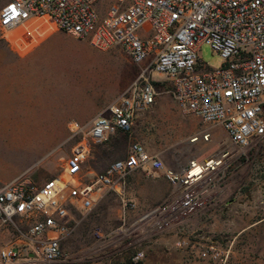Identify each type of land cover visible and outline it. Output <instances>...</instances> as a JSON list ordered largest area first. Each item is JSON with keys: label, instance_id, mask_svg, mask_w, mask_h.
<instances>
[{"label": "built area", "instance_id": "obj_1", "mask_svg": "<svg viewBox=\"0 0 264 264\" xmlns=\"http://www.w3.org/2000/svg\"><path fill=\"white\" fill-rule=\"evenodd\" d=\"M96 2L5 0L0 7V27L19 46H32L50 30L61 29L98 48L119 45L138 65L134 79L101 112L88 122L68 123L76 139L59 173L37 181L25 170L0 186V222L12 229L0 246V258L10 264L69 260L62 240L73 227L74 211L91 208L103 189L118 195L124 212L134 208L127 176L136 168L160 170L175 187L136 219L148 231L175 225L182 229L184 219L206 203L208 185L226 163V149L192 156L177 169L133 140L125 155L103 170L86 164L94 144L119 130L130 131L154 102L156 73L169 81L181 112L222 124L228 137L243 147L264 137V0H113L103 15ZM202 42L220 53L219 66L200 57ZM209 135L195 133L189 141ZM174 245L219 264L230 255L229 244L196 227L181 230ZM142 254L136 251L132 260Z\"/></svg>", "mask_w": 264, "mask_h": 264}, {"label": "rangeland", "instance_id": "obj_2", "mask_svg": "<svg viewBox=\"0 0 264 264\" xmlns=\"http://www.w3.org/2000/svg\"><path fill=\"white\" fill-rule=\"evenodd\" d=\"M4 1L0 0V7ZM112 1L97 0L95 5L101 15L106 12ZM54 30L62 31L52 35V38L58 39L60 43L80 47L91 60L102 59L104 52L91 45L86 38L71 35L61 29L50 30L44 36ZM198 53L210 66L216 67L222 63L220 53L214 51L207 42L200 44ZM110 66L115 81L126 80V84L134 79L138 71V65L128 59L116 60ZM80 79L81 76L74 78L75 81ZM154 81L158 95L169 93V81L163 74H154ZM177 112L179 114L173 110L161 111L151 107L139 123L135 122L130 131L121 132L110 140V144H113L112 150L120 152V155L113 159L108 157V147L103 145L109 141L107 139L103 143L95 144L102 145L96 157L92 156L95 145L92 146L86 164L96 170H103L112 160L123 156L133 140L142 142L150 152L161 157L166 165H178L199 151L213 152L211 137L209 140L189 141V135L195 128L200 127L201 123H195L193 128L189 129L181 127L179 117L182 113L178 110ZM9 119L13 131L0 134L2 137L0 142L3 145L0 147V181L18 166L32 173L37 181H43L59 173L76 139L68 125L64 131L38 132L30 131V123L24 118ZM225 136L224 143L228 151L226 163L208 185L207 192H211L209 199L184 219V228L180 229L175 225L161 231H148L145 223L139 224L136 221L142 214L136 207L137 204L124 212L118 195L111 190L103 189L102 197L91 208L74 211L73 227L62 240V246L71 254V258L53 264H123L128 258L132 259L138 250L143 252L138 260L140 264H190L186 258L187 251L174 245V240L180 235L181 230H191L194 227L207 229L209 223L213 222V231L216 233L225 231L227 237L232 236L236 231L234 225L230 224L226 229L222 227L228 217L224 207L230 204L249 205L252 192H264V137L254 138L248 146L243 147L233 142L226 133ZM17 146H23L26 152H30L29 160L16 158L14 151ZM139 177V186L132 189L128 185L127 191L131 196V192H149L147 191L149 179L167 180L160 170L152 173L140 171ZM138 188H141V191H137ZM216 192L230 193L222 197L218 196L219 193L216 195ZM241 192L245 193L243 197H236V194ZM9 231L11 234L12 229Z\"/></svg>", "mask_w": 264, "mask_h": 264}, {"label": "crops", "instance_id": "obj_3", "mask_svg": "<svg viewBox=\"0 0 264 264\" xmlns=\"http://www.w3.org/2000/svg\"><path fill=\"white\" fill-rule=\"evenodd\" d=\"M61 32L54 30L32 46H19L10 40V32L0 27V134L13 131L9 119L13 117L24 118L30 123V131L38 132L64 131L67 122L71 120L88 122L129 84H126V80L116 82L110 66L116 60H130L123 48L118 45L100 48L104 52L102 59L91 60L80 47L62 44L58 39L52 38L53 34ZM78 76H81V79L75 81L74 78ZM168 92L164 95L157 93L154 102L136 117L135 122L139 123L151 107L161 111L173 110L179 114L177 110L181 111L170 88ZM181 113L179 126L189 129L193 128V124L201 123L188 139L195 133L209 131L207 140L211 137L213 141V152L199 151L192 156L207 157L226 149L224 143L226 132L224 133L222 124L205 123L194 114ZM121 132L124 131L113 133L108 138L109 141L103 144L108 147L107 154L110 159L120 155V152L112 150L113 144H110V140ZM100 146L102 145L94 146L93 157H96ZM0 147H3L1 142ZM15 149L16 158L25 161L30 159V152H26L23 146H17ZM190 157L178 165L168 166L178 169ZM23 171L24 167H15L10 174L1 179L0 186ZM140 171L143 170L136 168L128 174L127 190L128 185L132 189L140 185ZM149 184L147 187L149 192H131V196L127 191L142 213L168 197L175 188L164 178L149 179ZM137 191H141V188ZM218 193V196L225 197L230 192H216V195ZM244 194L241 192L236 194V197L241 198ZM250 198L249 205L230 204L224 207L228 217L222 227L226 229L228 225H234L236 231L232 236L227 237L225 231L219 233L213 231V222L209 223L207 229H202L214 236L218 242L230 245V255L225 264H264V192H252ZM9 229H11L9 226L0 222V244L11 237L12 232L10 234ZM186 258L190 264H216L188 251ZM0 264L10 263L0 258Z\"/></svg>", "mask_w": 264, "mask_h": 264}, {"label": "trees", "instance_id": "obj_4", "mask_svg": "<svg viewBox=\"0 0 264 264\" xmlns=\"http://www.w3.org/2000/svg\"><path fill=\"white\" fill-rule=\"evenodd\" d=\"M155 83V81H154ZM128 262H134L131 258H128L123 264H127ZM139 262V261H138ZM140 263V262H139Z\"/></svg>", "mask_w": 264, "mask_h": 264}, {"label": "water", "instance_id": "obj_5", "mask_svg": "<svg viewBox=\"0 0 264 264\" xmlns=\"http://www.w3.org/2000/svg\"><path fill=\"white\" fill-rule=\"evenodd\" d=\"M127 264H140L139 262H128Z\"/></svg>", "mask_w": 264, "mask_h": 264}, {"label": "flooded vegetation", "instance_id": "obj_6", "mask_svg": "<svg viewBox=\"0 0 264 264\" xmlns=\"http://www.w3.org/2000/svg\"><path fill=\"white\" fill-rule=\"evenodd\" d=\"M136 262H138V261H136Z\"/></svg>", "mask_w": 264, "mask_h": 264}]
</instances>
